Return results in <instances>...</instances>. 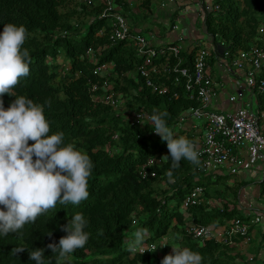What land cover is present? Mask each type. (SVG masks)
I'll return each instance as SVG.
<instances>
[{
    "label": "trees",
    "instance_id": "trees-1",
    "mask_svg": "<svg viewBox=\"0 0 264 264\" xmlns=\"http://www.w3.org/2000/svg\"><path fill=\"white\" fill-rule=\"evenodd\" d=\"M136 1L143 7L151 2ZM117 2L127 8V1ZM219 4L220 11L207 13L204 22L198 23L213 38L214 46L224 43L233 51L260 46L258 28L264 23V0H222ZM102 12L101 3L87 7L77 0H0V33L5 24L25 26L29 35L21 48L27 49L31 58L28 76L21 77L8 94L0 97L4 108L22 95L44 105L49 134L63 132L64 144H74L94 165L86 200L79 205L57 202L55 208L25 224L17 233L0 234V264H35L29 259V252L41 248L45 249L46 264H153V255H132L127 251V235L139 229L147 230L144 244L180 232V246L199 253L201 264H240L230 255V249L215 240L200 244L186 232L190 221L220 228L234 218L246 219L228 201V187H217L228 177H207L199 163L184 159L168 176L171 158L167 142L153 135L154 124L132 126L113 109L93 100L90 85L98 79L93 74L94 64L86 57L89 49L96 53L99 64L116 65L118 78L113 80L114 88L131 97L129 110L143 109L150 115L154 109L166 111L168 126H173L183 112L199 107V102L187 98L184 79L178 87L168 83L169 92L165 95L147 87L136 73L142 59L129 43L111 42V19L99 18ZM102 30L104 35H99ZM61 55L70 62L66 75L58 63ZM45 101H50V106ZM259 103L264 110V95L259 97ZM171 130L174 138L185 133L176 134L173 127ZM33 143L30 140L29 146ZM156 154L165 156L164 163L155 168L156 177L142 178V165ZM259 184L264 196V178ZM197 186L206 190L200 203L182 210L185 198ZM234 196L239 199L238 192ZM215 200L221 204L215 205ZM0 210H4L2 205ZM77 213L88 221L85 231L90 233L89 240L83 248L64 257L58 252L53 254L47 245L58 244L67 235L61 227ZM134 221L137 225H133ZM19 247L26 250L16 255L12 249Z\"/></svg>",
    "mask_w": 264,
    "mask_h": 264
},
{
    "label": "built area",
    "instance_id": "built-area-1",
    "mask_svg": "<svg viewBox=\"0 0 264 264\" xmlns=\"http://www.w3.org/2000/svg\"><path fill=\"white\" fill-rule=\"evenodd\" d=\"M220 1L222 0H194L193 3L191 0L160 2V9H168L171 5L174 7L173 11L179 13L177 23L169 24L173 37L165 45H156L152 41L153 35L144 32V29H132L129 15L117 0L78 2L87 7L101 3L103 12L99 18L111 19V42H127L135 50L142 59L136 73L153 92L165 95L169 92L168 83L178 87L184 79L183 88L187 98L199 102V107L186 110L177 122L169 127H173L177 134L185 128V123H190L193 133L195 131V137L191 141L198 152L199 168L206 176L217 179L246 176L251 173V177L262 181L264 110L259 103V97L264 95V24L258 28L260 46L254 45L250 50L237 51L227 48L224 43L214 46L213 38L208 35L205 27H199L198 23L204 22L207 13L220 11ZM181 17L189 20L183 32L178 24ZM99 35H104V31H100ZM194 41L196 45L191 43ZM184 54L191 57H185ZM86 57L94 64L93 74L98 79L90 85L93 100L112 107L124 122L132 126L152 125L149 119L151 115L147 111L129 110L127 103L131 97L115 91L113 80L118 78L116 65L112 62L99 64L92 49L87 51ZM185 63L189 66H184ZM63 67L64 74L70 71L69 63H63ZM215 67L219 69V77L226 76L232 84L233 94L228 96V100L234 105L233 110L215 109L216 99L225 91L228 82V79L220 84L215 81ZM175 97L178 95L175 94ZM154 130L153 135L160 137ZM164 161L165 156L160 154L149 158L141 167L142 178L156 177L155 168L161 166ZM204 191L203 187L192 190L184 202V208L198 205ZM254 222L258 221H251ZM250 228V223L234 218L223 230L194 224H189L187 230L196 242L215 240L224 247H232L237 240H247ZM166 248L164 239L160 245L144 244L143 249H138L134 254L154 255ZM255 263V258L251 257L249 264Z\"/></svg>",
    "mask_w": 264,
    "mask_h": 264
},
{
    "label": "clouds",
    "instance_id": "clouds-1",
    "mask_svg": "<svg viewBox=\"0 0 264 264\" xmlns=\"http://www.w3.org/2000/svg\"><path fill=\"white\" fill-rule=\"evenodd\" d=\"M27 35L29 33L25 26L11 23L5 24L3 32L0 33V97L8 94L21 77L29 74L30 54L27 49L21 48ZM67 61L68 59L63 57L61 65L63 74V63ZM67 63L70 64L69 61ZM45 104L50 106V101H45ZM168 115L166 111L154 109L149 119L154 124V133L160 136L162 141L167 142L171 168L166 174L171 176L172 169L178 168L182 159L192 164H198L199 159L195 145L191 141L195 137L190 132L191 128L187 131L183 128L181 130L185 132L183 136L174 138L167 123ZM49 133L50 125L45 119L44 105L36 104L32 99L22 95L16 97L5 109L3 100L0 99V205L4 208L0 210V234L17 233L25 224L35 222L38 216L55 208L57 202L61 205L69 203L79 205L89 196L88 179L94 167L90 157L76 150L74 144H64L63 132ZM185 135L187 136L184 137ZM30 140L34 142L31 146ZM184 202L181 209L187 210L184 208ZM245 218L239 219L249 220L248 223L253 224L250 217ZM87 224L88 221L82 213L75 214L61 227L67 235L60 238L58 244H48L47 248L53 254L58 252L61 257L83 248L90 238V233L85 231ZM189 224L194 223L190 221L186 225L187 235L191 236L187 230ZM133 225H137V221H134ZM146 232V229L136 231L135 239L127 248L132 255H135L138 249H143ZM168 236L153 243L160 245ZM176 236L178 238V234ZM131 237V234H128L126 240ZM25 250L23 247L12 249L16 255ZM44 252L43 248L34 249L29 252V259L35 261V264H46ZM157 253L162 255L165 252L161 250ZM201 261L202 256L188 248L183 250L172 248V254L166 255L161 264H201ZM47 264H51V261Z\"/></svg>",
    "mask_w": 264,
    "mask_h": 264
},
{
    "label": "crops",
    "instance_id": "crops-1",
    "mask_svg": "<svg viewBox=\"0 0 264 264\" xmlns=\"http://www.w3.org/2000/svg\"><path fill=\"white\" fill-rule=\"evenodd\" d=\"M128 3L127 4V8H124V10L126 11V13L129 15V19L130 21L133 20V18H135L137 15L143 13L145 18H148L146 14L153 16L152 13V9H151V4L149 3V5L147 7L142 8L141 6V2L140 1H134V0H125ZM165 1V0H164ZM189 1V0H188ZM192 3L194 0H191ZM153 2V0H152ZM174 8V7H173ZM171 5H169L168 9H166V11L164 12V16L163 18H165V25L161 26V24L159 22H157V20L155 21H151L150 23H146L144 24V28H141L140 26L137 27V25L135 24V26L133 27L132 25V29L136 28V29H144V32H148L151 33L153 35V39L152 41L156 44V45H165L168 43L169 40H171V37H173L171 30L169 29V22L171 21V23L175 22L177 20V18L179 17V13L178 12H174ZM128 9V10H126ZM161 14L156 15V18L159 19L161 18ZM144 18V19H145ZM184 18L181 17L180 21L178 22V24L180 25V27L182 28L183 32L186 28V24H184ZM153 23V24H152ZM177 23V21L175 22ZM182 23V24H181ZM168 29V30H167ZM166 30V31H164ZM188 40V39H187ZM192 44L196 45V41L191 42ZM190 44V43H189ZM217 75L219 76V70ZM227 86L225 91L221 92L218 95V98L216 99V104H215V109L219 110L221 108L222 111H225L227 109L233 110L234 109V105H231L229 103L228 100V96L231 95V93L233 94V87L232 84L229 83V78H227L226 76H222L218 77L217 82L218 84H220V82L222 81H227ZM185 126H187L185 124ZM189 128H190V123H189ZM188 127H185L184 130L187 131L189 130ZM190 132L192 134L193 130L192 128L190 129ZM251 173H249V175L246 176H236L237 178H239L238 180H240V184L242 185V187L244 186V195H240V191L239 193V199L235 198L234 201V206L236 205L237 210L241 213V215H243L244 217H250V220L254 221L255 219L258 222H254L253 224H250L251 226V232L250 235L248 236L247 240H237L236 244H234V246L232 247H226L227 249H230V255H232L233 257L236 258V260L240 263V264H249V259L251 257H254L256 260V263H263L264 264V233L262 235V237L257 240L256 239V234L255 237L253 236V233H255L256 231V227L258 226V224H260L261 222H263L264 224V206L260 205V207H255L254 203L255 201L258 200V203L260 201V199H263L264 196H262V194L258 195V198L254 196V192H253V185L249 186L251 183H257L259 184L261 181H257L254 177H251ZM228 176L224 177L227 178ZM235 178V177H234ZM233 176H229L228 179L226 181H222L217 187L220 189H225L226 186L228 187V189L231 191L230 186H233L231 184V182L233 181ZM247 181V182H245ZM221 184L223 185V187H221ZM262 192V191H261ZM235 195V192H233ZM235 197V196H234ZM244 197V198H243ZM228 201L230 202L231 200L229 199V197L227 198ZM237 201V203H235ZM217 204H221V202L219 203L218 201H216ZM240 202H241V206H240ZM232 203V201H231ZM263 210V211H262ZM258 214H260V216H258ZM262 215V216H261ZM239 218V217H237ZM193 223V222H191ZM220 230H223V227H221ZM254 250V252L252 253L251 251ZM258 252V253H255Z\"/></svg>",
    "mask_w": 264,
    "mask_h": 264
},
{
    "label": "rangeland",
    "instance_id": "rangeland-1",
    "mask_svg": "<svg viewBox=\"0 0 264 264\" xmlns=\"http://www.w3.org/2000/svg\"><path fill=\"white\" fill-rule=\"evenodd\" d=\"M77 1H79V0H77ZM162 1H164V0H153L152 4L150 6L151 9H152L153 16L146 14L148 18H145L144 14L141 13V14L137 15L135 18H133V20L130 21L131 26L133 25V27H134L135 24H136V25L140 26L141 28H144V24L150 23L151 21L157 20V22L160 21L159 23L161 24V26L163 28V26L165 25V18H163V16H164V12L163 11H166V9L165 10L160 9L159 4ZM159 14H161L162 17L159 18V19H157L156 18V15H159ZM180 15H182V14H180ZM80 19H84V17H81ZM175 22H173V23H175ZM170 23H171V21L169 22V24ZM183 23L187 25L189 23V20L186 18ZM164 31H166V30H164ZM63 57H60L59 58V61L58 62H59L60 65H62ZM218 70H219L218 67H215L214 68V79H215L216 82H217V79L219 77L217 75ZM255 107H256V105H255ZM121 110L126 111V109H121ZM185 124L187 125L185 127H188L189 128V126H188L189 123H185ZM239 176H241V175H239ZM238 179L239 178H237L235 176V178L231 182V184L233 185V186H230L231 191L229 190V191L226 192V196L229 197V199L232 201V204H234V201H235V197L233 195L234 194L233 192H239L240 191V195H242V196L244 195V192H243L244 191V186L242 187V185L240 184V180H238ZM245 182H247V181H245ZM249 186H252L253 187L254 196L258 198V195L261 194V186H260V184L251 183ZM161 187L165 188V185L162 184ZM221 187H223L222 184H221ZM258 200H259V198H258ZM258 200L255 201L254 206L255 207H258V208L260 207V205L264 206V198L263 199H260L259 203H258ZM235 203H237V201ZM214 204L215 205H218L217 202H216V200H215ZM240 206H241V202H240ZM246 222H250V221L249 220H246ZM255 229H256V231H255V233H253V236L255 237V234H256V239L259 240L262 237L263 233H264V224H263V222H261L260 224H258V226ZM131 233L132 232H130L129 234H131ZM178 233H180V232H178ZM168 235H169L168 238H170V239H168V238L166 239L167 248L166 249H161L165 253H162V255H159V253H155L153 255L154 258H155L154 264H161V261L163 260V258L166 255L172 254V248H176L177 250H183V248L180 246V240L177 238L176 233L175 232L174 233H169ZM131 236L132 237L130 239H127L126 240V246H127V248L129 246L130 242H132L135 239V233H132ZM251 252L253 253L254 250H252ZM255 253H258V252L255 251ZM257 264H263V263H257Z\"/></svg>",
    "mask_w": 264,
    "mask_h": 264
}]
</instances>
